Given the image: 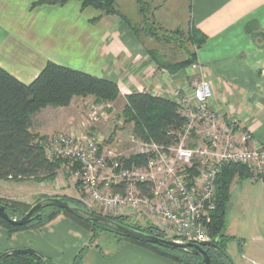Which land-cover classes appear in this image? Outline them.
<instances>
[{
  "label": "crops",
  "instance_id": "0c3cea01",
  "mask_svg": "<svg viewBox=\"0 0 264 264\" xmlns=\"http://www.w3.org/2000/svg\"><path fill=\"white\" fill-rule=\"evenodd\" d=\"M35 1L0 0V67L20 82L31 83L50 61L115 81L125 103V96L134 91L174 100L171 89L188 81L187 68L169 72L157 66L148 53L154 39L142 36L138 23L131 26L117 14L98 17V10L82 7L79 0L33 5ZM149 1L151 20L160 31L176 30L184 22L187 32L193 27L206 36L195 56L208 70L211 106L221 117L237 115L253 143L264 147V0ZM116 9L124 15L136 6L133 0H116ZM79 101L73 97L68 106L35 112L30 131L48 137L80 130ZM237 181L230 185L226 205L228 236L229 205ZM56 189L75 197L63 185ZM84 246L83 264H179L107 231L92 238L89 230L63 214L39 228L8 233L0 226V254L32 248L52 264H72ZM257 248L259 260L252 264H264V246Z\"/></svg>",
  "mask_w": 264,
  "mask_h": 264
},
{
  "label": "built area",
  "instance_id": "2783aa9c",
  "mask_svg": "<svg viewBox=\"0 0 264 264\" xmlns=\"http://www.w3.org/2000/svg\"><path fill=\"white\" fill-rule=\"evenodd\" d=\"M180 88L174 101L183 118L178 141L163 145L132 130L127 140L108 143L114 109L110 102L85 104L87 130L50 136L47 158L67 161L78 199L104 216H122L160 229L165 238L192 243L213 241L210 222L216 208V179L222 166H245L251 181L264 180V147L237 117L226 122L211 106V84L200 79L190 97ZM104 124V133L96 126ZM188 140L187 143L185 141ZM131 156L138 162L130 161Z\"/></svg>",
  "mask_w": 264,
  "mask_h": 264
},
{
  "label": "trees",
  "instance_id": "16d2710c",
  "mask_svg": "<svg viewBox=\"0 0 264 264\" xmlns=\"http://www.w3.org/2000/svg\"><path fill=\"white\" fill-rule=\"evenodd\" d=\"M67 1L37 0L33 5L64 4ZM79 1L82 7H92L100 11V15H121L116 9V0ZM135 1L138 12L145 15V0ZM157 29L159 30V28ZM188 34L191 42L196 46L201 45L206 40V36L193 27L189 29ZM150 35L155 37V32H151ZM148 53L159 67L170 72L188 64V60L177 62V64L162 62L158 57L157 51L153 49L149 50ZM193 55L194 53L192 52L189 58L194 59ZM192 61L194 60L189 63H192ZM88 95L93 96L96 102H110L119 96V89L116 82L111 79L100 78L50 61L44 65L29 84L20 82L0 67V179L16 181L26 179H35L37 181L52 180L62 166L67 167L66 160L46 157L44 151L46 136L30 131L31 118L35 112L42 108L47 106H68L73 97H86ZM125 100L121 116L125 122L132 123V132L135 135L144 140H152L163 145H170L178 141L177 130L182 127L184 121L178 112L177 104L174 100L152 95L148 92L136 91L126 95ZM137 158L136 156H131L130 161L138 162ZM68 169L72 170L73 168ZM250 176L249 170L240 164H226L222 166L218 173L215 193L216 208L209 225L214 245L203 247L210 258V264H235L226 249L227 242L233 238V236L231 237L224 233L226 205L233 179L235 177L250 179ZM76 187H78L77 184ZM58 197L87 209L76 197ZM0 205L4 206L6 213L12 218L21 217L30 208V205L25 202L3 197H0ZM90 211L96 213L95 211ZM36 213L39 214L37 218H33L30 222L21 226L11 225L0 217V226L6 229L8 233L39 228L57 215L63 214L80 226L90 230L92 238L95 237L98 231H107L120 240L142 246L152 253L176 263L204 264L201 255L194 251L196 243H193L191 250L173 249L127 238L98 224L76 218L57 207H43ZM106 217L145 233L165 238L164 233L153 225L145 224L139 226L124 223L122 216ZM86 249L83 247L78 251L73 258L72 264H83L82 258ZM0 264H52V262L39 252L5 255L1 257Z\"/></svg>",
  "mask_w": 264,
  "mask_h": 264
},
{
  "label": "rangeland",
  "instance_id": "374dc122",
  "mask_svg": "<svg viewBox=\"0 0 264 264\" xmlns=\"http://www.w3.org/2000/svg\"><path fill=\"white\" fill-rule=\"evenodd\" d=\"M133 2L136 6V10H129L124 15L121 14L120 16L131 26L135 27L138 23V26L143 34L142 36L145 38L150 36L154 39L153 42L150 43L152 48H149L148 51L152 49L156 50L160 60L169 64H177V62L188 60V64L183 65L182 67L187 68L188 75L186 78L188 81L183 82L182 84L171 89L170 92L172 93L173 97L177 88H180L181 91L186 94L185 96L190 97L195 83L200 79H205L211 84V81L207 76V67L204 64L196 61L195 50L198 46L191 42L189 34L184 26L185 23L182 22V24L176 29L177 31L172 30L165 34V32L158 30L151 20L150 11L152 3H150L149 0H145L144 8L146 12L145 15H142L138 12L136 1L133 0ZM151 32H155V37L150 35ZM192 52L194 53L192 56L194 59L189 58ZM189 60L194 61L189 63ZM182 68H179L173 72H177ZM74 100H80L79 103L81 105L78 109L79 114L77 115V119L81 122L80 127L83 128V130H87L89 128V123H87L88 121L85 119V104L94 102L95 99L93 96L88 95L86 97L76 96L74 97ZM104 102L99 101V103ZM110 103L113 106L115 117L112 119L114 123L111 125L112 133L108 139V143L114 144V141L120 140L121 144L123 145V143L127 140V134L132 130V123L125 122L121 116L122 109L125 105L123 98H119L118 96L114 101H110ZM210 104H212V102H210ZM230 117L238 118L237 115L230 113L222 117V119L224 122H226ZM96 127H98L96 128L97 130L99 129L104 133V124H100ZM181 129L182 128L177 131L179 132ZM90 130L91 127L89 128V131ZM60 132L68 131H57L50 136ZM50 136H46V139H48ZM187 142L188 140L185 141V143ZM236 179L239 181L235 182L234 187L236 189H232V199L229 205L230 221L232 223V232L229 233L232 235L235 234L236 236L227 242L226 249L229 255L238 261V264H252L259 260L260 249L257 247L264 246V180L251 181L250 179H240L239 177H235L233 180ZM238 182L241 184L237 185ZM62 185L66 192H73L72 194L76 198L79 197V191L74 186L70 170L65 166H62L57 171L56 177L52 180L37 181L35 179H26L22 181H16L11 179H0V196L9 197L13 200H19L31 206L42 197L68 196L67 194H64L63 192L56 189ZM94 211L101 215L100 210L94 209ZM123 222L139 226H143L144 223V221H140L141 224L133 222L130 218H124ZM89 232L92 235L90 230ZM97 233L95 234V237L97 236ZM224 233L228 235V232L225 230ZM84 247L87 248L86 246Z\"/></svg>",
  "mask_w": 264,
  "mask_h": 264
},
{
  "label": "water",
  "instance_id": "95a60500",
  "mask_svg": "<svg viewBox=\"0 0 264 264\" xmlns=\"http://www.w3.org/2000/svg\"><path fill=\"white\" fill-rule=\"evenodd\" d=\"M43 207H57L59 209H63L76 218H79L89 223L98 224L107 230L116 232L118 234H121L122 236L137 241H142L151 244H157L163 247L182 249V250H191L193 246V243L189 241L176 242L168 238H161L152 234L145 233L133 227L123 225L104 215L93 213L90 210L76 206L69 201L62 200L58 196H50L39 199L30 206V208L25 214H23L19 218L10 217L6 213L4 206L0 205V217L11 225L21 226L30 222L33 218H37L39 214L36 212ZM213 245H214V241H210V242H200L197 243V245L195 246L194 251L197 254L201 255L204 264H210V258L206 253V251L203 249V247H210ZM32 253H39V252L32 248H16L1 253L0 259L5 255L32 254Z\"/></svg>",
  "mask_w": 264,
  "mask_h": 264
}]
</instances>
